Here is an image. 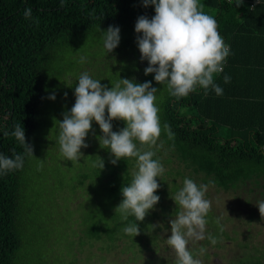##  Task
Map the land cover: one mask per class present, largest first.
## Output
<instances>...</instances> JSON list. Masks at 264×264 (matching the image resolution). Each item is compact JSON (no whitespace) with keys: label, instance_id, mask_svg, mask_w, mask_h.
<instances>
[{"label":"trees","instance_id":"1","mask_svg":"<svg viewBox=\"0 0 264 264\" xmlns=\"http://www.w3.org/2000/svg\"><path fill=\"white\" fill-rule=\"evenodd\" d=\"M255 1L244 0L237 7L227 0H200L201 11L215 17L220 35L231 46L224 72L215 76L223 95L198 89L177 99L167 90L160 107L159 139L187 168L225 191L240 183L264 182V4ZM29 7L30 20L23 15ZM141 15L151 19L154 6L144 7L142 0H64L63 5L61 0H0V152L23 154L10 134L16 124L24 126L33 149V155H25L23 169L0 175V264H20L27 248L32 212L27 207V174L42 136L52 48L95 28L134 30ZM225 74L231 76L230 83H224ZM165 124L171 127V138ZM124 160L121 170L128 175L130 162ZM103 235L118 239L110 227Z\"/></svg>","mask_w":264,"mask_h":264},{"label":"rangeland","instance_id":"2","mask_svg":"<svg viewBox=\"0 0 264 264\" xmlns=\"http://www.w3.org/2000/svg\"><path fill=\"white\" fill-rule=\"evenodd\" d=\"M119 28L120 44L109 54L102 47L101 28L52 48L49 95L54 93L56 99L48 98L41 119L42 136L27 174V207L32 212L25 239L27 248L22 252L20 264H174L175 253L166 239L171 235L169 221L179 208L171 195L183 186L185 177L208 184L206 198L211 201L206 234H211L215 243L206 238L190 244L194 256L201 259L202 264L247 261L264 264V216L256 206L264 200L263 181L240 183L225 191L212 182L207 183L204 175L187 168L158 139V145L162 142L163 147L152 150L165 168L161 178H157L160 187L156 194L160 201L155 210L139 222L140 232L134 237L123 233L122 228L130 217L125 220L116 208L122 200V186L131 182L136 171L135 158H128V175L121 170L125 158L113 165L114 157L96 138L103 133L95 121L86 138L89 146L81 149L84 155L80 160L70 161L62 156L56 142L59 121L75 103V84L82 72H88L109 88L121 78L135 79L138 83L151 81L153 87L160 90L157 93L160 117L168 89L154 80V74H144L148 62L141 61L135 29ZM81 56L87 57L86 63L78 62ZM125 126L122 120L113 121V131ZM136 143L142 151L148 149L147 145ZM100 159L105 162L104 169L97 166ZM109 227L118 238L115 241L103 235V229Z\"/></svg>","mask_w":264,"mask_h":264},{"label":"clouds","instance_id":"3","mask_svg":"<svg viewBox=\"0 0 264 264\" xmlns=\"http://www.w3.org/2000/svg\"><path fill=\"white\" fill-rule=\"evenodd\" d=\"M259 2L264 4V0ZM63 3L64 0H61V5ZM227 3L239 7L244 0H227ZM142 4L155 8L151 19L141 15L135 24L141 61L148 62L144 74H154V80L166 86L169 95L177 99L188 97L198 89H203L205 95L210 90L218 96L223 95L224 89L216 82L215 76L224 72L231 46L220 35L215 17L201 11L203 5L200 0H142ZM23 15L25 19H32V9L26 8ZM102 32V47L109 54L120 44L121 29L109 26ZM78 62L86 63L87 57H79ZM223 80L225 84L230 83L231 76L225 74ZM77 81L75 103L59 121L56 142L65 159L80 160L84 155L81 149L89 146L86 138L95 121L103 133L96 138L100 146L114 157L111 159L113 165L120 159L135 158L136 171L131 182L122 186V200L116 211L119 210L125 220L134 217L123 226L122 231L136 237L140 232L139 222L144 221L160 201V196L156 194L160 187L157 178L165 172L161 159L152 150L163 147L162 142L158 145L162 131L157 105L160 90L153 87L151 81L138 83L127 78H121L109 88L86 71L78 76ZM48 98L54 101L56 95L50 94ZM114 120H122L126 126L113 131ZM163 128L171 138L170 125L165 124ZM10 134L24 152H14L12 156L0 152V175L23 169L25 155H33L24 126L16 124ZM136 141L147 145L148 149L142 151ZM97 166L104 169V160L100 159ZM207 190L208 184L185 177L183 186L171 195L179 208L169 221L171 235L166 239L175 253L174 264H202L189 245L206 238L212 239L211 234H206V217L211 209V201L206 198ZM256 206L264 216V200ZM155 227L157 225H153ZM165 231L168 229L165 228ZM212 242L215 243V240L212 239Z\"/></svg>","mask_w":264,"mask_h":264},{"label":"built area","instance_id":"4","mask_svg":"<svg viewBox=\"0 0 264 264\" xmlns=\"http://www.w3.org/2000/svg\"><path fill=\"white\" fill-rule=\"evenodd\" d=\"M256 2H259V0L255 1V3H256Z\"/></svg>","mask_w":264,"mask_h":264}]
</instances>
